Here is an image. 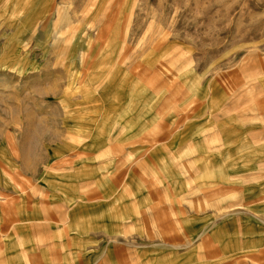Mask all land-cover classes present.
<instances>
[{
	"label": "rangeland",
	"instance_id": "rangeland-1",
	"mask_svg": "<svg viewBox=\"0 0 264 264\" xmlns=\"http://www.w3.org/2000/svg\"><path fill=\"white\" fill-rule=\"evenodd\" d=\"M0 264H264V0H0Z\"/></svg>",
	"mask_w": 264,
	"mask_h": 264
},
{
	"label": "bare ground",
	"instance_id": "bare-ground-1",
	"mask_svg": "<svg viewBox=\"0 0 264 264\" xmlns=\"http://www.w3.org/2000/svg\"><path fill=\"white\" fill-rule=\"evenodd\" d=\"M30 125V124H29ZM39 128V127H38ZM28 130V129H27Z\"/></svg>",
	"mask_w": 264,
	"mask_h": 264
}]
</instances>
